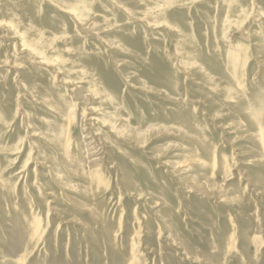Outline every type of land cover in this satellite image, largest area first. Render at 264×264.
<instances>
[{"label": "rangeland", "instance_id": "1", "mask_svg": "<svg viewBox=\"0 0 264 264\" xmlns=\"http://www.w3.org/2000/svg\"><path fill=\"white\" fill-rule=\"evenodd\" d=\"M99 1L104 8H108L105 18L112 23L111 34L121 37L124 47L109 50L100 44L101 39L97 35H83L85 51L90 52L95 62H105L106 66L101 64L103 68L99 72L103 73L102 77L109 87L117 92L122 105L131 110L129 113L127 108H122L121 112L130 116L128 121L132 122V126L137 121L135 109L142 113L140 116L144 120L157 118L158 126L144 136V143L139 145L137 151L131 147L135 142L132 137L114 141L104 138L107 148L106 174L99 184L90 186L87 182L89 171L76 169L74 173L72 170L69 172L70 184L62 185L56 176L53 177L51 165L39 159V147L46 145L40 140V131L33 125L34 122L42 124L44 116L50 114L45 107L51 108L35 100L26 88L32 77L25 76L26 72L17 66L23 62L18 51L22 37L11 35L14 29L11 30L9 25L21 27L20 30L29 28L40 16L55 27L67 23L68 14L56 3L52 5L45 1L36 11H17L12 17L2 14L4 11L0 12V52L3 53L0 60L7 61L0 62V105L12 103L14 110L7 115L9 121L4 112H0V122L6 121L0 131V148H5L0 151V258L5 253L9 257L25 253V256L29 255V264H264V156L257 149L258 140L254 139L258 125H248L250 118L222 99H215L210 91L216 85L218 88L227 86L230 80L235 85L239 81L248 94L258 91L259 83L262 85L260 80L264 79L261 63L264 47L260 48L264 46V26H259L260 18L255 20V16L252 19L255 23L249 18L245 24L236 26L226 21L222 25L212 22V26H208V21L202 18L205 13L201 8L203 4L198 6L193 3L183 6H190L183 17L175 13L176 18H171L172 23L170 18L160 17L159 11L154 8L159 3L165 5L174 1L182 4L180 0H137L140 9L136 0L120 1L126 4L125 7H119L112 0ZM98 5L102 7L95 3L91 11L81 10L93 28L96 27L92 20L94 11L98 10L97 14L102 15ZM149 8L153 10L151 15L146 10ZM103 19H99L101 24L106 21ZM183 20L191 22L194 27L192 38L199 51L212 53V48L232 49V52L241 50L243 59L239 61V66L243 67H238L239 72L235 69L239 74L237 79L230 75L233 74L231 67L222 69L221 74L216 75L218 71L208 68L204 58L193 61L198 62L195 65L190 59L181 57L179 44L185 38L190 37L187 41L191 39V33L186 29L188 24ZM155 24L157 27H153ZM200 28L205 31L202 41L197 35ZM47 31L51 36L61 34L53 28ZM131 32L135 36L131 40H136L138 47L126 45V38L130 37ZM180 35L183 38H179ZM133 48L143 56H137ZM152 61L156 62L157 67L152 66ZM35 63L37 66H32L35 75L53 77L52 69L55 67L52 64ZM221 65H224L223 59ZM51 84L66 95L67 101L74 99V107L79 113L81 104L76 97L67 93L63 86L53 81ZM146 84L154 89H144ZM156 89L162 92L157 91L156 94ZM144 90H147L146 93ZM163 92H168L174 98H183L179 106L191 109V117L198 124L195 128H199L200 132L164 124L174 107L168 105L170 97ZM229 93L227 89L224 91V94ZM252 102L247 108L251 117L259 112L260 107L256 100ZM236 119L242 121L243 125L238 126ZM159 125L161 129H158ZM98 127L95 125L93 128ZM174 127L180 132L175 131ZM77 130L74 135L76 140L80 136ZM97 132L101 135L105 130L100 128ZM252 132L255 133L254 137L253 134L250 136ZM9 145L16 149L9 151ZM153 154L154 160L150 158ZM135 157H140L139 163ZM83 159V153L77 152L75 157H70L72 162L78 160L83 163ZM184 160L193 164L198 162L197 172L178 173L176 166ZM245 160L252 162V165H244L242 162ZM197 178L203 180L204 186L197 184ZM72 184L78 185V188ZM27 216L37 220L40 218L39 223L30 225ZM33 227H38L39 231L33 232ZM12 249L14 251L10 253ZM30 250L34 252L27 254Z\"/></svg>", "mask_w": 264, "mask_h": 264}, {"label": "bare ground", "instance_id": "2", "mask_svg": "<svg viewBox=\"0 0 264 264\" xmlns=\"http://www.w3.org/2000/svg\"><path fill=\"white\" fill-rule=\"evenodd\" d=\"M43 1H45L48 4H52V5H53V3H56L57 7H59V8L61 7V9L63 8L62 10L66 11L68 14L66 17L68 22L67 23L63 22L62 25H58V26L53 27L52 25L46 23V20L42 19V17H40V16L36 17L35 16L36 17L35 22L29 28L26 27V28L20 30L21 27H15L14 24L9 25L11 30L14 29V30H12L13 32L11 31L12 32V33H10L11 35H19L20 37H22L20 40V43H19L20 44L19 49L22 51H20V50H18V51L22 55L20 57L22 58L23 62H20L22 64H18L17 66L22 71L26 72L25 76L29 75L32 77L31 82L29 83L30 85H26V88L31 92V94L35 98V100H40L42 102V104L44 105V107L48 106L51 108L49 110L48 108L45 107V109L48 110V113L50 112V114H46L44 116V118H43L44 122L42 124L32 122L33 125L35 126V128H37V131L38 132L40 131V134H41L40 140H43L42 143L44 145H46V147H39L38 156H39V159L44 160V161H46L47 164L51 165V167H52L51 173L54 174L53 177L56 176V178L59 180V182L62 183V185L69 183L68 182L69 172H71V170H72V173H74L76 171V169H80L81 171H84V172H86L85 170H88L89 171V174H87L88 180H89V181H87V182H89L88 184L90 186L97 185L100 183L102 176H105V174H106V172H105L106 169L104 168V166H105V163L107 162L106 161L107 148L104 144V138L109 139V141L111 139L114 141V139H121L122 137H132L135 140V142H134V145L131 144V147L137 151V149L139 148V145L140 144L143 145V143H144L143 142L144 136L149 131H151L155 126H158L157 125V123H158L157 118L152 119V120H144L143 119L144 117L142 118L140 116L142 113L140 114V112L136 111V109H135L133 111L137 114L136 115L137 121L134 124L135 126H132V122L128 121V118L130 116H126V115H124L123 112H121L123 110L122 108H124V110H125L127 107H125L124 104L122 105L120 97L117 94V92H115L114 89L109 87L106 80H104V77H102L103 73L101 74V72H99L103 68L102 65L106 66L105 62L99 63L102 60L99 61L98 63L95 62L94 58L90 54V52L85 51L86 45H85L84 41L82 40V38L83 39L85 38L83 35H93V34L97 35L98 36L97 38L100 37V39H101L100 44H102L105 47H108L109 50H114V49L117 50L120 47L121 48L124 47L121 37L117 38L111 34L112 23L109 20H106V18H105L106 17L105 13H106L108 8H104L103 7L104 4L100 3L101 1H99V0H0V12L4 11L2 14H5V15L12 17V16H14L13 14H15V12H17V11H22L24 13L29 12L30 9L36 11L38 9V7L41 5V3H43ZM120 1H122V0H112V2L116 5H119V7H122V6L125 7L126 4H124V3L121 4ZM127 1H129V0H127ZM130 1H132V0H130ZM170 1L172 2V0H170ZM170 1H168V3ZM133 2H134V0H133ZM136 2H137V0H136ZM180 2L182 4H180L178 2H174V1L170 4H165V5L162 3H159L157 6H155L154 10L159 11L158 13H159L160 17L165 16L166 18H170V19L171 18L173 19V17H174V19H175L176 18L175 13H178L182 17L185 13H188L190 6L183 7L184 5L194 3V4H197L199 6L200 4L201 5L203 4V6H201V8L202 7L204 8L203 13L204 12L205 13H204V17H202V18H204V19H206V21H208V26H212L211 25L212 22H214V23L217 22L218 24L222 25V23H225V21L235 23V26H236V24L237 25L243 24L249 18H251V21H252V19L255 18V16L257 17L255 20L260 18L259 24H261V25H259V26H264V0H216V1L180 0ZM57 3H58V5H57ZM95 3H97V4L99 3L100 5H102V7L98 5V8L101 7V9H102L100 11L102 15L100 16L99 14H97V12H99L98 10L94 11V15H93L94 17H93V19L92 18L91 19L95 21L94 25H96V27L93 28L92 26H90L91 23L88 24L87 15L85 16L81 10L86 9L87 11H91L92 10L91 7H92V5H94V7H95ZM163 3H166V2H163ZM136 4H137V7L139 8V5H140L139 2H137ZM178 5H181V6H178ZM133 7H136V6H133ZM212 8H214V10H212ZM191 9H192V7H191ZM193 9H194V7H193ZM146 10H149V11H147V12H149L148 15H151V12L153 10H150V8L146 9ZM198 10H200V9H198ZM189 16H191L190 13H189ZM189 16H187V17H189ZM88 17H89V15H88ZM141 17H143V16H141ZM14 18L15 17H13V20H14ZM99 19H103L106 21L104 22V24H101V21H99ZM184 19H186V17ZM167 20H169V19H167ZM10 21H11V18H10ZM183 21H185V20H183ZM2 22H4V21L2 20ZM252 22H254V20ZM172 23H174L173 20H172ZM184 23L188 24V27L186 29L188 30V33H191V35H190L191 39H189L190 41H187V39L190 37L185 38L186 41H184L185 40L184 39V40H182V43L179 44L181 46V50L180 49L179 50H180V52H182V55L184 56L183 57L181 55V57L183 59L185 58L184 60H186V58L190 59V61H192V62L196 61L198 58H204L206 60V64H207L208 68H210L211 70L218 71V73L216 75H220L222 69L223 70L229 69L231 67V68H233V74L231 73L230 75L233 76V79H237L238 75H239L237 73V71L239 72V68L243 67V66H239V61H241V58H242L240 55L241 50L238 52H232L231 51L232 49L228 50V49L224 48L225 50H221V49L215 50L214 48H212V51H213L212 53H209L207 50H206L207 53L203 52V51H199L197 48H195L196 43H195L194 39L192 38V35H193L192 29L194 27H192L191 22L189 23V21H185ZM231 25H233V24H231ZM173 26H174V24H173ZM153 27H157L156 24ZM51 28L58 30L59 32H61V34L55 33L54 36L48 35L47 30H51ZM213 31H214V28L211 29V33H213ZM220 31H221V27H220ZM197 32H198V34L197 33L196 34L199 36V38L202 41V36L204 35L205 31L202 30V28H200ZM70 34H73V35L71 37H69ZM134 37L135 36L133 35V32H131L130 37L126 38L125 42H126V45H128V47H131V45L138 47V45L135 44L136 40L132 41L134 39ZM186 37H187V35H186ZM179 38H183V36L180 35ZM127 40H129L130 42ZM179 40H181V39H179ZM231 46L229 45V47H231ZM229 47L227 46V48H229ZM263 47L264 46H262L260 48L263 49ZM235 48H237V46ZM235 48H233V51ZM239 49H242V48H239ZM258 49H259V47H258ZM90 51H92V50H90ZM118 51H120V50H118ZM133 51L136 52V54H138L137 56H140V55L143 56V54L138 49L134 50V48H133ZM177 51H178V49H177ZM262 52H260V53H262ZM2 55H3V53L0 52V58H3V57H1ZM248 57H250V56H248ZM222 59H223L224 65H221ZM217 60H221V61H217ZM38 61H41L42 63L52 64L55 67L54 69H52V73H54L52 78H47L44 74L35 75L33 73L32 66L34 67L36 65L35 62H38ZM0 62L6 63L7 61L4 59V60H0ZM183 63H184V61H183ZM193 63H195V62H193ZM197 63H195V65ZM240 63H242V62H240ZM261 63H262V66L264 67V59L261 60ZM151 64L153 67H157L156 62L152 61ZM107 66H108V64H107ZM186 68H185V71H186ZM236 68H237V71L235 70ZM200 74H201V72H200ZM202 74H203V72H202ZM37 76H38V79L36 80ZM208 76H209V74H208ZM141 80L142 79H140V81ZM52 81L54 83L58 84L59 86H63L64 89H66L65 91L67 93L70 92V95L72 97H74V96L76 97V100H78V102L81 104L79 113H77V111L74 107V105H75L74 99L71 102L67 101L66 95H64L60 91L56 90L53 87V85L51 84ZM83 81H85V84H83ZM231 81L232 80L229 81L227 86H223V88H218V86L216 85V87L210 88V91L215 95L214 96L215 99H219V100L222 99V101L226 102V104L232 105L233 107L237 108L239 113H243L246 117L250 118L251 121L249 124L247 123L248 125H250V126L251 125L252 126L258 125V131L256 133V136L254 137L255 133L253 134V132L250 133V136H251V134H253L252 137H254L255 140H258L257 143H258L259 147H257V149L259 152L263 153L262 156H264V79L260 80V82H262V85L259 83L258 91L255 93H252V94H248L247 89L239 81H238V83L236 82L237 83L236 85H235V83H233ZM142 84H144V82ZM144 87H145L144 89L147 88V90H148V88L154 89L151 86L148 87L147 84ZM226 89L231 93L224 94V91ZM147 90H144V92L146 93ZM157 91L162 92V90L156 89V92H155L156 94H158ZM163 93L167 97H170L171 102L168 105L174 107L173 113L171 115H169V117L167 116V119L165 120L166 123H164V124L179 125L181 128L193 129L195 131V133H197V131L200 132L201 130H198L199 128H195V127H197L196 125H198V124L191 117V115H192L191 109H182L181 106H179L180 103H183V100H182L183 98H181V97L180 98H174L173 96H169L168 92H163ZM253 100H256L259 103L260 107H259V112L254 113V115H252V117H251L250 114L247 112V108L250 107V105L253 103L252 102ZM190 102L195 104V102L192 100H190ZM134 105H135V102H134ZM178 107H180L181 109H179ZM220 108H221V106H220ZM137 109H139V108H137ZM210 109H212V108H210ZM126 110L129 111L128 108ZM130 111H129V113H130ZM0 112L1 113L4 112V116H5L6 120L9 121V119L7 118L8 113L14 112L13 107H12V103H7V102L5 104L2 103V105H0ZM219 112H220V109H219ZM210 114H211V112H210ZM153 116H156V115H153ZM1 119H2V117H1ZM235 122H237L238 126L243 125L242 121H240V120L236 119ZM77 123H78V125H76ZM232 123H234V122H232ZM5 124H6V121L3 122L1 120L0 131L3 130L2 127ZM95 125L99 126L98 129L93 128ZM160 125L162 126V124H160ZM160 125H159L158 129H161ZM163 127H165V125ZM77 128L79 129L80 136L76 140V139H74V135H75V132L78 131ZM100 128L102 130H105V133L103 132V134H101V135L96 134V133H98L97 130H100ZM156 129L157 128H155V130ZM158 129H157V131H158ZM174 129H175V127H174ZM176 130H179L178 132H180V129L177 128V129H175V131ZM163 131H164V129H163ZM154 132H156V131H154ZM246 137L247 136H245V138ZM197 138H199V137L197 136ZM206 139L207 138H205V140ZM74 140H76V142ZM255 140H253V141H255ZM248 141H249V139H248ZM45 142H46V144H45ZM42 143H41V145H43ZM11 147L12 146L9 145V151H13L16 149V148H13V147L11 148ZM4 149L5 148H0V151H2ZM134 149H132V150H134ZM253 149H255V148H253ZM75 152H77L78 154L83 153V158H84L83 163H80L81 161H78V160H75V162H72L70 160V157L72 155L75 157ZM259 155H261V154L259 153ZM138 158H140V157H138ZM138 158L135 157L134 159L139 163L140 161ZM150 158L152 160H154L155 155L154 154L151 155ZM246 160H248V159H246ZM246 160L243 161L242 163L244 165H250L251 166L252 162L249 163V161H246ZM249 160H250V158H249ZM76 161H78V163H76ZM229 161H232V159ZM259 161H260V159H259ZM262 161H261V163H262ZM73 167H75V168L73 169ZM200 167H201V165H200ZM253 167H255V166H253ZM176 168H177L178 173L186 174L192 170H193V172H197L199 165H198V162L193 164L189 160H184V161L180 162L176 166ZM243 170L245 171V168ZM1 173L3 174V170ZM2 174H1V176H2ZM223 175H224L223 177H226L225 174H223ZM196 176H197V174H196ZM248 176L251 177L252 174L249 173ZM223 177H221V178H223ZM258 178H259V176H258ZM82 179H84V178H82ZM197 180L199 181V183L197 182ZM222 180H224V179H222ZM193 181H190V182H193ZM195 181L197 182V184H201L204 186V184H203L204 182L202 179L197 178ZM256 181H257V179H256ZM223 182H228V181H223ZM85 183H86V181H85ZM80 184H84V182H81ZM195 184H194V187L197 186V184H196V186H195ZM3 185L4 184L2 183L1 186H3ZM72 185H73V187H76V189L78 188V185H74V184H72ZM79 187H81V186H79ZM201 188H202V186H201ZM215 188H214V190L217 191ZM198 189H199V187H198ZM1 190H2V188H1ZM97 190H94V191H97ZM206 190L208 191V189H206ZM204 191H205V189H204ZM226 193H225V195H226ZM211 194L213 195V193H211ZM13 196H15V195H13ZM217 196H219V195H217ZM241 196L243 197V195H241ZM230 197L233 198L232 196H230ZM238 197H240V196H238ZM224 198H226V197H224ZM219 199L221 200V198H219ZM242 199H244V197ZM226 207H227V205H226ZM6 208H7V206H6ZM6 210H8V209H6ZM31 211H32V209H31ZM6 216H8V215H6ZM27 218L28 219H26V220L30 223V225L37 224V222L40 220V218H38V220H37V218L35 219V217H31V216H27ZM42 226H43V224H42ZM30 228H32V227H30ZM33 228H34L33 232L35 231V233H37L39 231L38 227H33ZM26 230L30 231V229H28V228ZM42 232H44V231L42 230ZM260 232H261V230H260ZM30 236H31V234H30ZM28 241H29V239H28ZM27 246L28 245H26V247ZM34 246H36V243ZM33 247H32V249H33ZM18 249H19V247H18ZM4 251H5V249H4ZM13 251H14V249H12V251H10V253H12ZM26 251L27 250L25 249L24 252H26ZM16 252H17V250H16ZM32 252H34V251H31L29 253L27 252V254H32ZM7 255H9V254L5 253L2 255L3 257L0 258V264H29L30 263L27 261V259L29 258L28 257L29 255L25 256V253L20 254L18 256L12 255L13 257H9ZM33 259H34V257H33ZM33 262H35V261H33ZM42 264H44V263H42Z\"/></svg>", "mask_w": 264, "mask_h": 264}]
</instances>
